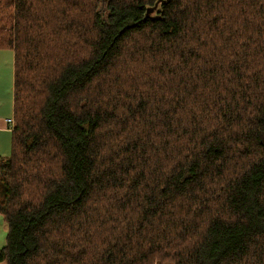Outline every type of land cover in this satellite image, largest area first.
I'll use <instances>...</instances> for the list:
<instances>
[{"label":"trees","instance_id":"16d2710c","mask_svg":"<svg viewBox=\"0 0 264 264\" xmlns=\"http://www.w3.org/2000/svg\"><path fill=\"white\" fill-rule=\"evenodd\" d=\"M99 4L0 0V262L264 264V0Z\"/></svg>","mask_w":264,"mask_h":264},{"label":"crops","instance_id":"0c3cea01","mask_svg":"<svg viewBox=\"0 0 264 264\" xmlns=\"http://www.w3.org/2000/svg\"><path fill=\"white\" fill-rule=\"evenodd\" d=\"M2 51H6V50H0V53H3ZM0 57L3 58L2 62H4V60H8V59L10 60V69L1 70L0 76L5 78V80L11 79V82L13 84V55L11 53V56L6 54L5 56H0ZM0 66H2L1 63ZM0 100H1L0 101V157H7L10 152V134H11V129L7 121L8 119L12 118V100L10 96L9 98L8 96L5 97V99L2 96H0ZM0 264H4V263L0 262Z\"/></svg>","mask_w":264,"mask_h":264},{"label":"rangeland","instance_id":"374dc122","mask_svg":"<svg viewBox=\"0 0 264 264\" xmlns=\"http://www.w3.org/2000/svg\"><path fill=\"white\" fill-rule=\"evenodd\" d=\"M105 1L106 0H100V4H99V14L101 17H106L107 13H106V9H105ZM3 53H0V56H5L6 54H8L9 56H11V52L10 51H2ZM3 58L0 57V63L2 64V66H0V71L1 70H9L10 69V60H4ZM11 79L9 80H5V78H3L2 76H0V96H2L4 99L5 97L10 96L11 100H12V92H11ZM1 101V100H0ZM262 141L264 142V136L262 138ZM6 232H7V228L5 225V222L3 221V218L0 216V248L5 244V237H6Z\"/></svg>","mask_w":264,"mask_h":264},{"label":"water","instance_id":"95a60500","mask_svg":"<svg viewBox=\"0 0 264 264\" xmlns=\"http://www.w3.org/2000/svg\"><path fill=\"white\" fill-rule=\"evenodd\" d=\"M157 5H158V3H156L153 7L146 10L145 15H144V19L148 18L155 11Z\"/></svg>","mask_w":264,"mask_h":264},{"label":"built area","instance_id":"2783aa9c","mask_svg":"<svg viewBox=\"0 0 264 264\" xmlns=\"http://www.w3.org/2000/svg\"><path fill=\"white\" fill-rule=\"evenodd\" d=\"M7 123H8V125H9V127L11 128V126H12V124H13V119H12V118H11V119H8Z\"/></svg>","mask_w":264,"mask_h":264}]
</instances>
